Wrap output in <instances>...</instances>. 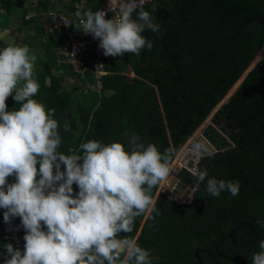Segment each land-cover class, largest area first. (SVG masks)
Segmentation results:
<instances>
[{
    "label": "trees",
    "instance_id": "trees-1",
    "mask_svg": "<svg viewBox=\"0 0 264 264\" xmlns=\"http://www.w3.org/2000/svg\"><path fill=\"white\" fill-rule=\"evenodd\" d=\"M153 2L158 3L152 15L161 31L146 29L142 33L153 42L152 50L142 49L139 56H109L100 77L102 90L97 92L93 54L85 56L82 79L67 58L58 54L57 49L68 44L60 33H47L50 19L46 13L52 8L74 19L77 11L95 12L102 0H0V49L10 44L28 45L37 56L34 77L40 87L33 99L46 109H55L60 152L79 151L80 144L93 139L104 144L119 142L127 150L129 137L136 134L161 153L169 151L172 163L264 47L263 20L236 46L216 47L192 61L194 55L215 44L236 41L264 14V0H150L144 10L151 12ZM32 12L35 15L26 18ZM14 22L15 37L6 39V25ZM6 105L8 111L19 108L11 96ZM262 115L264 59L249 71L229 101L219 106L211 125L203 131L211 146L224 153L214 152L201 170H207V178L238 180L239 194L232 197L225 191L209 201L205 181L198 187V202L185 206L162 192L157 194L158 185L152 189V198L159 214L136 217L132 232L120 233L119 238L127 235L149 250L152 264H195L197 249L204 250L199 253L202 264H232L218 258L214 245L244 221L264 239V118L245 145L254 122ZM65 121L71 126L69 132L64 131ZM12 182L14 178L9 177L8 183ZM73 192H78L75 184ZM3 212L0 209V264H4L6 244L23 251L25 234L19 217L9 226L3 222ZM218 248L237 264H251L259 242L249 227L241 226Z\"/></svg>",
    "mask_w": 264,
    "mask_h": 264
},
{
    "label": "clouds",
    "instance_id": "clouds-1",
    "mask_svg": "<svg viewBox=\"0 0 264 264\" xmlns=\"http://www.w3.org/2000/svg\"><path fill=\"white\" fill-rule=\"evenodd\" d=\"M144 3L125 0L110 19L104 11H77L76 16L83 33L99 41L104 56H139L142 49L153 48L142 33L161 31L152 15L158 3L153 2L151 12ZM36 60L28 45L0 49V209L5 224L11 226L19 217L25 232L23 251L11 243L4 246V264H152L149 250L119 234L132 232L136 217L159 214L152 189L170 177L171 153H161L136 134L129 137L127 150L119 142L93 139L80 144L79 151L60 152L55 109L33 99L40 87L34 77ZM9 96L18 109L7 110ZM63 128L71 131L67 121ZM207 152L200 143L191 147L197 158ZM192 158L187 154V162ZM187 169L197 188L206 181L205 191L213 197L225 191L239 194L238 180L207 178V170L198 169L196 162ZM9 177L14 182L8 183ZM251 264H264V241Z\"/></svg>",
    "mask_w": 264,
    "mask_h": 264
},
{
    "label": "built area",
    "instance_id": "built-area-1",
    "mask_svg": "<svg viewBox=\"0 0 264 264\" xmlns=\"http://www.w3.org/2000/svg\"><path fill=\"white\" fill-rule=\"evenodd\" d=\"M102 1V5L96 11H104L106 13V19L117 16L122 4L125 2V0ZM148 1L150 0H145V3ZM77 8L79 7L77 6ZM46 16L50 19V24L47 26V33L52 35H54L56 32L60 33V35L66 40L68 44L65 47L60 46L57 49L58 54L67 58V63L73 67L76 75L82 79L84 78L85 71V56L88 53L93 54V61L91 63L92 77L94 79L96 91L100 92L102 90L100 77L105 74L104 62L109 56L106 57L103 55L102 50L98 47L99 41L93 39L91 34L85 35L83 33L82 26H79V19L76 15L73 19L64 13H59L52 8H48V13H46ZM86 86H88L87 83ZM192 156V160L196 158L194 155ZM186 160L187 155H185V157H183L180 161L183 166L186 165ZM195 162L197 163V161Z\"/></svg>",
    "mask_w": 264,
    "mask_h": 264
},
{
    "label": "water",
    "instance_id": "water-1",
    "mask_svg": "<svg viewBox=\"0 0 264 264\" xmlns=\"http://www.w3.org/2000/svg\"><path fill=\"white\" fill-rule=\"evenodd\" d=\"M264 20V14L260 17V18H258L254 23H252L244 32H243V34L236 40V41H234V42H232V43H228V44H215V45H213V46H211V47H209L208 49H206V50H204L203 52H201V53H199V54H196V55H194L193 56V60L192 61H194V58H196V57H198V56H200V55H202V54H204L205 52H207V51H209V50H211V49H214V48H216V47H233V46H236L237 44H239L258 24H260L262 21ZM263 59H264V57H263ZM260 61V60H259ZM258 62V60H256V61H254L252 64H251V66L246 70V72L243 74V77H242V79L240 80V82L238 83V85L227 95V96H225L224 97V99L221 101V103L219 104V106L220 105H222V104H224V103H226V102H228L229 101V99L234 95V93L238 90V88H239V86L241 85V83H242V81L244 80V78L246 77V75L249 73V71L256 65V63ZM218 106V107H219ZM264 118V115H262V116H260V117H258L257 119H256V121L254 122V124H253V126H252V129H251V135H250V139H249V141L245 144V145H247L249 142H250V140L252 139V137H253V134H254V129H255V126L258 124V122L261 120V119H263ZM202 137H203V139L206 141V143H207V145L211 148L210 149V151H212L210 154H207V155H205V156H202V159H200L199 161H198V169H200L201 170V166H202V164H203V162H204V160L205 159H211L213 156V152H215V153H219L220 152V154H223L224 152L223 151H218V150H215V149H213L212 148V146H211V144L206 140V138L204 137V135L202 134L201 135ZM192 147V146H191ZM191 147H189V149H188V155L189 154H192L191 153ZM242 146H239V147H233V149L234 150H236V149H239V148H241ZM209 151V152H210ZM187 155V154H186ZM193 155V154H192ZM190 159H191V157H190ZM180 169V168H179ZM188 169H187V166L186 167H183V168H181L180 169V171H187ZM176 172H177V168H174V175L176 174ZM174 175H172V178L174 177ZM168 189H167V191H165L164 192V194L169 198V199H171L172 201H174L175 203H178L179 205H185V206H192V204L194 203V202H198V199H197V197H193V198H190V194L192 193V189L193 188H195V185L194 184H191V185H189L188 187H183V185H182V183L181 182H177L176 183V180L175 179H169L168 180ZM176 184V185H175ZM177 197H181V199H182V201L183 202H178V200H177ZM214 197L213 196H211V198L209 199V201H211L212 199H213ZM241 226H247V227H249V229L251 230V232H252V234H253V236H254V238L258 241V242H260V241H264V239H262V238H260L258 235H257V233H256V230H255V228L253 227V225L251 224V223H249V222H246V221H244V222H241V223H239V224H237L230 232H228L223 238H221L220 240H218L216 243H215V245H214V252H215V254L218 256V257H220V258H223V259H226L227 261H229L230 263H232V264H237V262L235 261V260H233L231 257H229L228 255H226V254H224V253H222V252H220L219 251V245L223 242V241H225L226 239H228L238 228H240ZM204 250H202V249H197L196 251H195V253H194V255H195V258H196V260H197V262L195 263V264H202V260H201V258H200V256H199V253L200 252H203ZM217 264H219L218 262H217Z\"/></svg>",
    "mask_w": 264,
    "mask_h": 264
},
{
    "label": "rangeland",
    "instance_id": "rangeland-1",
    "mask_svg": "<svg viewBox=\"0 0 264 264\" xmlns=\"http://www.w3.org/2000/svg\"><path fill=\"white\" fill-rule=\"evenodd\" d=\"M29 2L31 0H28ZM37 0H32L33 3H35ZM15 15H17V13H15ZM15 17H18V16H15ZM13 25V24H12ZM12 25H6L7 28L9 29L8 30V37L9 38H12V37H15L13 33H15V27L12 26ZM24 32V35L25 33H27V31H23ZM13 34V35H12ZM12 35V36H11ZM22 36H21V40H22ZM31 41H33V39L31 38ZM264 57V47L259 51V53L257 54L256 58L254 61L256 60H262ZM253 61V62H254ZM243 77V76H242ZM242 77L235 83V85L230 89V91L226 94V96L238 85V83L240 82V80L242 79ZM67 86V85H65ZM95 90V89H94ZM219 107H217L215 110L212 111V113L210 114V116L205 120L204 123H202V125L196 130V132L187 140V142L184 144V146L182 147V149L176 154V157L175 159L173 160L172 164H171V167L172 169L177 166L179 167V162L181 161V158L182 157H185V155L187 154V149H189V147H191L193 144L195 143H200L202 144L203 146H205L208 150L207 154H210L212 151H210V147L207 145L206 141L203 139V137L201 136L203 134V131L207 128L208 125H211V117L213 116V114L216 112V110L218 109ZM210 151V152H209ZM206 154V155H207ZM189 156L192 158V154H189ZM205 156V155H204ZM200 158H194L193 161L191 162H195V161H198L200 160ZM187 161V160H186ZM192 163H190L189 165H191ZM181 167V166H180ZM168 182V179L166 181H163L159 184L158 186V191H157V194L159 192H164L165 190V186H166V183ZM156 194V196H157Z\"/></svg>",
    "mask_w": 264,
    "mask_h": 264
},
{
    "label": "flooded vegetation",
    "instance_id": "flooded-vegetation-1",
    "mask_svg": "<svg viewBox=\"0 0 264 264\" xmlns=\"http://www.w3.org/2000/svg\"><path fill=\"white\" fill-rule=\"evenodd\" d=\"M190 163H192V162H190V161H188L187 163H186V166H190L191 167V165H189ZM180 164V163H179ZM194 164V163H193ZM197 165H198V162H197ZM179 166V165H178ZM174 168H177V172H176V174L174 175ZM173 168V171H172V173H171V175H170V177L168 178V180L169 179H175L176 180V183L177 182H181L182 183V185H183V187H188L189 185H191V184H194L195 185V188H193L192 189V193L190 194V198H193L194 196L195 197H197L196 195H197V191H198V188H197V181H195L194 182V179H195V177L192 175V172H188V170L185 172V171H180V169L181 168H183V166H179V167H177V166H175ZM180 168V169H179ZM172 175H174V177L172 178ZM176 185V184H175ZM167 189H168V183H166V186H165V190H164V192L165 191H167ZM164 192H162V193H164ZM165 195V194H164ZM166 196V195H165ZM167 197V196H166ZM177 200H178V202L180 203V202H183L182 201V199H181V197H177ZM178 204V203H177ZM217 257V256H216ZM213 259H215L214 257H212ZM218 258H220V257H218ZM216 260V259H215ZM214 260V261H215ZM226 260V259H225ZM217 261V260H216ZM218 262V261H217Z\"/></svg>",
    "mask_w": 264,
    "mask_h": 264
},
{
    "label": "crops",
    "instance_id": "crops-1",
    "mask_svg": "<svg viewBox=\"0 0 264 264\" xmlns=\"http://www.w3.org/2000/svg\"><path fill=\"white\" fill-rule=\"evenodd\" d=\"M32 15H35L34 12L29 13V14L27 15L26 18L31 17ZM42 15L45 16V13H42ZM12 26L16 27V26H17L16 22H14ZM13 34H14V33H13ZM13 34H12V35H13ZM12 35H11V36H12ZM6 39H9V37H6ZM19 44H20V43H19ZM130 76H133V74L130 73ZM67 85H68V84H67ZM68 87H69V85H68ZM95 91H96V90H95ZM97 92H98V91H97ZM182 158H183V157H182ZM182 158H181V159H182Z\"/></svg>",
    "mask_w": 264,
    "mask_h": 264
}]
</instances>
